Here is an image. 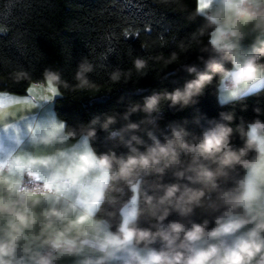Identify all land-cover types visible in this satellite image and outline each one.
Listing matches in <instances>:
<instances>
[{"label": "clouds", "instance_id": "9594fccd", "mask_svg": "<svg viewBox=\"0 0 264 264\" xmlns=\"http://www.w3.org/2000/svg\"><path fill=\"white\" fill-rule=\"evenodd\" d=\"M204 4L189 15L203 23L189 40L200 54L183 66V87L86 124L45 119L36 106L0 115V264H264V109L245 120L229 107L264 91V0ZM91 72L84 58L76 89L95 87ZM50 79L63 98L71 86L50 68L39 82ZM209 87L224 109L216 117L194 115L198 131L187 119L160 127L162 102L184 110ZM48 98L44 107L55 104Z\"/></svg>", "mask_w": 264, "mask_h": 264}, {"label": "trees", "instance_id": "16d2710c", "mask_svg": "<svg viewBox=\"0 0 264 264\" xmlns=\"http://www.w3.org/2000/svg\"><path fill=\"white\" fill-rule=\"evenodd\" d=\"M196 7L197 0H0V92L26 94L50 68L71 86L54 104L69 124H86L105 114L122 116L130 104L142 103L154 92L183 87L191 78L183 66L198 63L200 54L195 43L188 46L203 23L189 19ZM173 54L176 59L166 63ZM84 58L93 65L88 75L95 87L90 90L75 88L77 66ZM137 59L146 63L142 72L134 67ZM117 69L123 75L114 83L110 77ZM213 91L209 87L197 104L184 110L162 102L160 127L187 119L189 128L198 131L190 123L194 115L216 117L224 110ZM229 107L238 118L251 120L254 107L264 109V91ZM143 115L133 114L130 120L139 121ZM124 123L118 117L113 128ZM234 142L238 144V138ZM110 146L106 133L98 131L95 147L105 151ZM195 219H201L199 214Z\"/></svg>", "mask_w": 264, "mask_h": 264}, {"label": "crops", "instance_id": "0c3cea01", "mask_svg": "<svg viewBox=\"0 0 264 264\" xmlns=\"http://www.w3.org/2000/svg\"><path fill=\"white\" fill-rule=\"evenodd\" d=\"M264 86V81H261L256 87L262 88ZM32 90L29 92V90ZM49 85L47 83V87H45L42 83H33L26 94L17 95L7 92H0V114H4L5 116L9 113L15 115L18 111H21L26 108H31L33 106L41 107L42 114L45 119L51 117L53 114H57L55 111V106L50 105L48 107H44L49 104V99H40V97H48L49 93ZM54 109V111H53ZM40 115V113H38ZM15 128V125H13ZM4 139L3 135L0 134V142ZM59 264H79L78 259L68 258L59 262Z\"/></svg>", "mask_w": 264, "mask_h": 264}, {"label": "snow or ice", "instance_id": "6c2138e0", "mask_svg": "<svg viewBox=\"0 0 264 264\" xmlns=\"http://www.w3.org/2000/svg\"><path fill=\"white\" fill-rule=\"evenodd\" d=\"M197 3H199L200 7H204L205 6L204 0H197ZM48 90H49V92L51 94V97L53 99L57 98V90L54 87H52L51 79L49 80V89ZM31 91L32 90L30 89L29 92H31ZM43 99L48 100L49 98L48 97H44ZM0 115H4V114H0Z\"/></svg>", "mask_w": 264, "mask_h": 264}, {"label": "rangeland", "instance_id": "374dc122", "mask_svg": "<svg viewBox=\"0 0 264 264\" xmlns=\"http://www.w3.org/2000/svg\"><path fill=\"white\" fill-rule=\"evenodd\" d=\"M48 85H49V80H48ZM51 85H52V87H53V82L51 81ZM51 94H50V92L48 93V97L50 96Z\"/></svg>", "mask_w": 264, "mask_h": 264}]
</instances>
